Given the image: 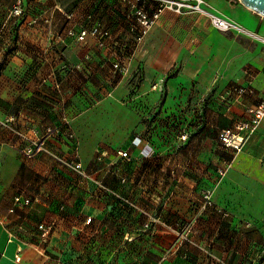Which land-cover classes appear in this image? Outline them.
<instances>
[{
	"label": "crops",
	"instance_id": "obj_1",
	"mask_svg": "<svg viewBox=\"0 0 264 264\" xmlns=\"http://www.w3.org/2000/svg\"><path fill=\"white\" fill-rule=\"evenodd\" d=\"M206 2L264 38V16L240 0ZM67 12L129 41L121 0H0V264H108L114 253L127 264L129 247L139 263L155 257L138 247L160 244L168 264H187L172 227L195 220L190 200L204 189L214 207L197 218L194 241L211 239L228 264H264V117L242 150L220 142L264 94L262 39L166 10L142 49L117 56L68 36ZM115 57L126 73L114 72ZM233 84L252 91L233 101ZM19 194L31 203L14 206ZM41 222L54 224L44 242ZM199 251L191 264H212Z\"/></svg>",
	"mask_w": 264,
	"mask_h": 264
},
{
	"label": "built area",
	"instance_id": "obj_2",
	"mask_svg": "<svg viewBox=\"0 0 264 264\" xmlns=\"http://www.w3.org/2000/svg\"><path fill=\"white\" fill-rule=\"evenodd\" d=\"M126 3L128 6L127 16L133 18V22L129 25L128 31L130 38L128 43L125 45L118 37H114L113 32L109 27H106L99 23L97 20L93 19L90 15L87 17L90 19L89 23H78L74 21L73 14L67 12L65 14L66 18L71 19L72 24L66 28V33L68 36L74 38L76 41H84L88 36H91L95 39V46L98 48H109L111 47L112 52L118 56V52L125 47H128L131 54H135L141 48L140 44L143 42L144 38L150 32V29L154 24H156L161 18V14L169 10L177 15L181 14H200L204 16L215 28L220 31H234L237 33H245L252 35L253 37H259L264 42V38L260 37L256 32L254 33L247 27L236 22L234 19L227 15L220 14L217 12L211 5L206 2V0H121ZM23 11L21 5H16L12 8L11 13L15 15H21ZM10 13V14H11ZM47 23H50L51 18L45 17L44 19ZM79 24V25H78ZM78 26V27H76ZM86 55L85 57H88ZM112 61V68L116 73L124 74L128 71V65L125 61H122L120 57H115ZM133 78L135 84L139 83L142 80L143 74L140 65L133 71ZM231 92L229 93L230 99L240 100L242 95L251 92V87L247 84L231 85ZM110 94V93H109ZM247 117L242 118L235 122L234 126L228 129H223L220 134L221 145L225 149H232L235 151H240L243 148V143L250 138L252 134L257 131V126L264 117V94L259 98V100L252 105H248L246 108ZM188 137L186 132L180 134V139L184 141ZM133 142L140 143L141 140L139 137H135ZM118 154L122 158L128 156L127 150H119ZM67 167L71 169H80V163H65ZM220 174L224 173V170L219 171ZM31 198L29 196H23L21 194L16 195L13 200V205L21 203L23 205L31 203ZM213 198L212 192L209 189H204L200 191V197L197 201L195 208L198 209L199 213L201 210L212 207ZM11 210H13L11 208ZM89 219V218H88ZM155 222V221H154ZM146 226L149 225V222L145 223ZM39 237L41 240L47 241L48 235L53 230V223H44L38 225ZM183 232V231H178ZM177 232V233H178ZM180 234V233H179ZM182 240H187L188 235L185 237L183 234L179 235ZM185 237V239H183ZM11 237L9 241H11ZM21 247L17 248V253H21ZM20 254H16L18 258ZM215 261L218 264H228L220 257H215Z\"/></svg>",
	"mask_w": 264,
	"mask_h": 264
},
{
	"label": "rangeland",
	"instance_id": "obj_3",
	"mask_svg": "<svg viewBox=\"0 0 264 264\" xmlns=\"http://www.w3.org/2000/svg\"><path fill=\"white\" fill-rule=\"evenodd\" d=\"M197 16L200 17V18H205L204 16H202L200 14H197ZM140 45L142 46V43ZM140 49H142V47ZM140 61L143 62L142 59ZM212 198H213V195H212ZM198 200H199V198H197V199H191L190 200L191 209H192V211L194 210V213L195 214H197V216L195 218H192V219H195V220H191V218L190 219L188 218V220L186 221L184 219V220H182L181 224L173 225V227H172L176 231L175 233L177 234V237L178 238L181 239V237L179 236L181 234H183V236H185V237L188 235L187 240H183V242L181 244V246L183 248V251H182V253L180 255L183 256L185 254L186 257H181L182 258V261L186 262L187 264H191L192 262L195 263L196 258H197L195 254H197V251L200 252L199 250H201L207 256L209 262H211L212 264H218L215 261V255L211 253V249L213 248L212 247L213 241L211 239H208L206 241L203 240L202 243H199L197 241H194V239L192 238V232H193L194 225L196 223L197 218L200 217L201 214L205 213L207 210H209V209H211V208L214 207V205H213L210 208L208 207V208H206L204 210H201V212L199 213L198 209L195 208V205H196V203H197ZM213 204H214V201H213ZM192 222H194V224ZM53 228H54V224H53ZM178 231H183V232H178ZM189 235H190V239H189ZM185 237H183V239H185ZM168 248H169V245H162V244H160L158 246H149V247L143 246V247H138V249H139V251H140L141 254H145L146 256L149 254V255H151V257H153V256L155 257V260L150 259L148 261H141L139 263L134 262V261L133 262L130 261L131 260V254H132V252H135L137 249L134 250V248L132 249V247H129L127 249H124L125 250V254L124 255H125V257L128 258V262L129 263H127V264H168L167 263L168 260L166 258L167 257L166 255L169 254L167 252L169 250ZM118 257H119L118 253H114V255H112V256L111 255H105L103 259H107L108 264H120V263L117 262ZM99 259H100V257L97 258L96 261L100 262V261L103 260V259L102 260H99ZM101 263L102 262H100V264ZM200 264H202V262H200Z\"/></svg>",
	"mask_w": 264,
	"mask_h": 264
},
{
	"label": "water",
	"instance_id": "obj_4",
	"mask_svg": "<svg viewBox=\"0 0 264 264\" xmlns=\"http://www.w3.org/2000/svg\"><path fill=\"white\" fill-rule=\"evenodd\" d=\"M241 3L253 12L264 16V0H240Z\"/></svg>",
	"mask_w": 264,
	"mask_h": 264
}]
</instances>
